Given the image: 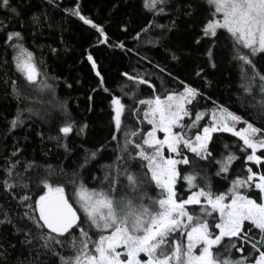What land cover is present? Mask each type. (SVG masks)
I'll return each mask as SVG.
<instances>
[{"label":"snow or ice","instance_id":"6c2138e0","mask_svg":"<svg viewBox=\"0 0 264 264\" xmlns=\"http://www.w3.org/2000/svg\"><path fill=\"white\" fill-rule=\"evenodd\" d=\"M122 5L135 7L113 0L112 11ZM139 10L113 39L82 0H0V105H15L11 118L0 110V264H264V0H139ZM69 18L95 41L83 53L97 78L85 111L102 94L109 117L90 147L89 122L48 70L70 50ZM181 25L187 42L174 48ZM101 45L150 70L109 85L92 51ZM182 56L203 57L191 74L202 83L176 70ZM220 65L233 86L225 103L206 91V68ZM33 126L39 158L16 135Z\"/></svg>","mask_w":264,"mask_h":264},{"label":"trees","instance_id":"16d2710c","mask_svg":"<svg viewBox=\"0 0 264 264\" xmlns=\"http://www.w3.org/2000/svg\"><path fill=\"white\" fill-rule=\"evenodd\" d=\"M71 0H65L66 4H69ZM84 11L91 15L98 23H103L106 27V30L112 35L113 39L117 36H121L122 34L117 29V22L124 18L125 12L135 13V17L138 20H142V17L139 15V0H132L135 5L134 8L129 5H122L120 9L116 12L112 11V3L113 0H82ZM32 3L38 4L39 0H32ZM33 11L38 10V8L33 7ZM30 12H26L25 16L30 15ZM59 19V17H57ZM109 21H111L109 23ZM161 23H166L167 21L161 20ZM64 26L66 31L63 33L64 41L67 47L70 49L67 53L63 51L60 54V57L57 58H48L49 64V72L53 76L60 77V87L57 89V97L62 100H67L72 111L73 115L77 117V119L83 118L90 124L89 134L87 138L86 146H91L98 140H102L108 134V120L109 117L107 115V111H101L102 108L106 109V104L104 102V97L102 94L94 95V111L89 113L85 111V107L87 105L86 96L90 92L91 86L95 84L96 77L94 73L90 69V65L86 60H84L83 53L85 49L90 48L91 43H95L91 30L87 28V26H83L81 22L76 20L75 18H69L64 22ZM184 25H181V32L178 33H170V44L174 46V48H183L185 43L187 42V34L183 31ZM46 43H52L51 40H45ZM126 43L129 47L133 46V42L129 38L126 40ZM56 47H60L61 49L64 47L60 45L58 42L54 45ZM93 51L94 56L98 60L103 74L105 75V79L109 85L115 87L116 82H118L119 73L121 71H132L133 67H137L140 72L148 71V67L146 65H137L135 57L124 56L123 53L113 52L110 49L105 48L101 45L99 48H96ZM155 53V49L149 55H153ZM47 58V57H46ZM156 60H160V55H155ZM203 64V57L199 60H195L190 57L182 56V63L176 65V70L180 71L181 76H188L194 83L200 84L202 83L198 78L192 76V71L196 67L197 64ZM155 71L154 69H151ZM206 72L209 74V79L213 80V87L211 89H207L206 91L213 95V98L218 100L221 103H225L228 101L230 93L233 91V86H230L228 80L227 69L225 65L218 66L217 69L206 68ZM237 77L233 73L232 80L236 81ZM67 80V82L73 84V88L67 89L63 86V82ZM79 80L80 83L77 84L75 81ZM149 91L145 89L144 95H148ZM235 99V97H233ZM79 105V107H77ZM15 105H0V110L4 111L5 115L10 117V113L14 110ZM233 111L236 110L235 107L232 108ZM2 127V125H0ZM41 130L46 133L51 131V134H55L54 126L49 128L48 125H44L41 127ZM36 127L33 126L31 132L25 133L23 129L19 130L16 133L18 137H21V142L25 143L26 152L29 155H36L39 158L40 153V141L39 137L35 135ZM27 134L29 139L27 142L22 140V136ZM221 139L223 141H228L229 143L236 141L238 138L230 137V134H220ZM48 147H53L51 143L48 144ZM53 151L55 149L53 148ZM62 152V150H60ZM53 163H57L58 161L53 159ZM65 163H69L65 161ZM236 171L240 172V164L239 161L235 165ZM99 174V173H97ZM243 174V173H241ZM222 187V184H219Z\"/></svg>","mask_w":264,"mask_h":264}]
</instances>
